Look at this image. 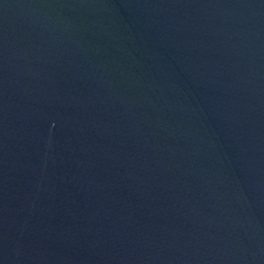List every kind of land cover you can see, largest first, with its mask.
I'll return each mask as SVG.
<instances>
[{"label": "water", "instance_id": "1", "mask_svg": "<svg viewBox=\"0 0 264 264\" xmlns=\"http://www.w3.org/2000/svg\"><path fill=\"white\" fill-rule=\"evenodd\" d=\"M0 264H264V0H0Z\"/></svg>", "mask_w": 264, "mask_h": 264}]
</instances>
